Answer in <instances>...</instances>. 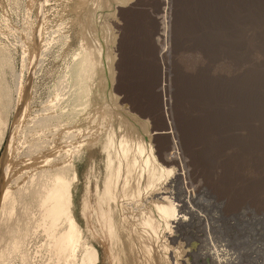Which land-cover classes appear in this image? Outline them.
<instances>
[{"label":"rangeland","instance_id":"rangeland-1","mask_svg":"<svg viewBox=\"0 0 264 264\" xmlns=\"http://www.w3.org/2000/svg\"><path fill=\"white\" fill-rule=\"evenodd\" d=\"M58 94L61 118L86 117L81 224L113 230L114 206L121 223L141 215L125 262L189 264L213 235L232 264H264V0H0V205L15 197L0 237L44 180L37 123ZM33 204L9 264L49 260Z\"/></svg>","mask_w":264,"mask_h":264},{"label":"bare ground","instance_id":"bare-ground-1","mask_svg":"<svg viewBox=\"0 0 264 264\" xmlns=\"http://www.w3.org/2000/svg\"><path fill=\"white\" fill-rule=\"evenodd\" d=\"M74 89L73 91H75ZM61 91L64 92L63 89ZM61 91L60 93L62 94ZM63 98L64 96L62 97V95L60 96V94H58V98L56 99L57 102L53 103V105L55 104L58 107L55 108L53 106H49L44 114L45 116L43 115L44 117H40L39 122L37 123V137L39 138L37 140V153L39 154L37 155L41 156V159L38 158L37 164H39L38 166H43L44 180L42 184H37V187H35L33 191H30V195L24 197L20 203L23 206V209H26V212L29 214L25 211L24 214L22 210L21 212H18V218L16 220H12L10 223L4 224L1 228L0 264H9L10 259H12L10 257L17 256L18 254L15 255V252H17L18 249H20L21 252L20 245H23L28 233L32 232L33 228L35 230V227H37V221H33V216L36 212H34L35 209L32 207L37 206L33 204H37V198H39L40 204L43 205V225L48 231V235L44 243H47L48 246L46 252L49 255V260L48 262H44L42 264H53V262L54 264H129L125 262V254L129 250V246L127 245V231L130 230L131 232H134L133 229H135V233L138 232L139 228L137 227V223H140L141 221V215L139 213L130 215L131 222L134 221L136 225L133 226L134 228H130L129 226L130 217L128 219L124 218L122 223L120 218L117 219L115 217L114 211L116 210V206L112 207V213L115 221L113 230H108V228L99 227L98 225V227L92 228L90 232L86 227V224L85 227L81 224V218L76 201L77 183L80 180L79 165L81 164H77V161L79 158L82 159V156L87 153L85 148L86 117L82 115L79 119H68L65 118L64 114L61 118L60 110L63 111V109L60 107L62 104L60 105L58 102H62L64 100ZM67 106L70 105L68 104ZM77 106L79 107L80 105ZM79 108H81V106ZM53 118H56L57 123H55L56 127L54 128V126H51V129L54 128L57 130L56 128L61 126V129H58L61 131L55 133L56 131L54 130L55 132L53 134H49L50 131L48 134H45L46 131L44 133V130L50 126L48 124L52 122ZM74 120H76L75 125L73 124ZM16 164L17 163H15V166H18ZM26 167V165L25 167H20L19 169L15 167L18 173L16 170L14 171L19 176L16 177L15 175L17 174L14 176L18 178L20 182H22L21 180L26 173V171L23 173V171L26 170ZM31 169L33 175H35L37 172H35L36 167L34 166V168H32L31 166ZM30 178H32V174ZM6 193L7 192L3 195V203L0 205L1 211L4 209L6 210V207L7 209L9 208V210L12 209L11 207H13V201H15V197H12L11 194L10 196H6ZM191 215L192 218L195 217L193 212ZM183 221H185V219H182L179 224L181 225ZM201 230L203 229L201 228ZM179 236L181 239L190 238V235L186 232H180ZM198 241L199 242L196 248L194 247L189 250V264H232L233 259L230 256V245L228 240H219L218 237L216 238L212 235L210 237L206 236L205 238L200 236ZM154 249L165 251V245H158V243H156ZM22 250L24 251V249ZM13 252L14 255H12ZM181 253L182 252H180V254ZM22 258L28 259L26 253L22 252ZM51 260H53V262ZM166 260L167 259L164 257L156 264H167Z\"/></svg>","mask_w":264,"mask_h":264}]
</instances>
